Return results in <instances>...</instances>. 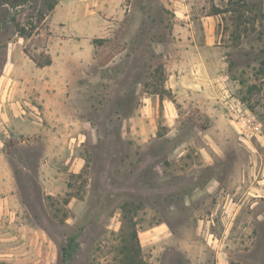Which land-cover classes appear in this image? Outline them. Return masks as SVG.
<instances>
[{
  "label": "rangeland",
  "instance_id": "374dc122",
  "mask_svg": "<svg viewBox=\"0 0 264 264\" xmlns=\"http://www.w3.org/2000/svg\"><path fill=\"white\" fill-rule=\"evenodd\" d=\"M227 1L0 6V264H264V38Z\"/></svg>",
  "mask_w": 264,
  "mask_h": 264
},
{
  "label": "trees",
  "instance_id": "16d2710c",
  "mask_svg": "<svg viewBox=\"0 0 264 264\" xmlns=\"http://www.w3.org/2000/svg\"><path fill=\"white\" fill-rule=\"evenodd\" d=\"M31 0H0V6L5 7V9H16L19 6L28 3ZM57 0H42L43 4L40 7L36 8L35 15L38 17V20L44 19L46 16V11H51ZM227 11L236 12L240 18L244 17L246 13H249L252 19L249 21H255L257 23V33L259 37L264 38V0H228L227 1ZM11 20L15 22L14 16L11 17ZM16 30L21 36H28L29 32L25 31V28L19 23H15ZM32 26V25H30ZM253 30V28H252ZM101 65H105L108 62V58H102ZM257 74L264 76V47L260 50V57L258 60ZM131 99L126 101L125 109L128 108ZM134 238L137 239L136 233H134ZM136 250L139 249L138 242L136 243Z\"/></svg>",
  "mask_w": 264,
  "mask_h": 264
},
{
  "label": "built area",
  "instance_id": "2783aa9c",
  "mask_svg": "<svg viewBox=\"0 0 264 264\" xmlns=\"http://www.w3.org/2000/svg\"><path fill=\"white\" fill-rule=\"evenodd\" d=\"M223 106L231 120L238 124L240 133L246 140H251L261 136L260 123L255 120V116L246 108L245 104L237 97L223 94ZM10 135L7 120L0 113V147L4 144V139Z\"/></svg>",
  "mask_w": 264,
  "mask_h": 264
}]
</instances>
